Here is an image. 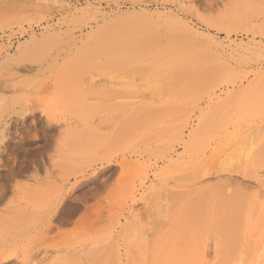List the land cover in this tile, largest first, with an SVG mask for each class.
I'll use <instances>...</instances> for the list:
<instances>
[{
    "label": "rangeland",
    "instance_id": "1",
    "mask_svg": "<svg viewBox=\"0 0 264 264\" xmlns=\"http://www.w3.org/2000/svg\"><path fill=\"white\" fill-rule=\"evenodd\" d=\"M2 126L0 264L251 261L264 248V0H0Z\"/></svg>",
    "mask_w": 264,
    "mask_h": 264
},
{
    "label": "bare ground",
    "instance_id": "2",
    "mask_svg": "<svg viewBox=\"0 0 264 264\" xmlns=\"http://www.w3.org/2000/svg\"><path fill=\"white\" fill-rule=\"evenodd\" d=\"M185 1H186V0H185ZM190 2H191V1H190ZM183 4H184V3H183ZM162 15H163V14H162ZM130 16H131V15H130ZM173 22H174V21H173ZM127 27H128V25H127ZM115 31H116V30H115ZM107 32H108V31H107ZM153 37H154V36H152V37H150V38L153 39ZM156 37H157V36H155V38H156ZM113 38H114V37H113ZM113 38H112V39H113ZM123 38H124V37H123ZM160 38H161V37H160ZM102 39L104 40L105 38H101V40H102ZM112 39H111V40H112ZM151 39H150V40H146V39H145V40H143V41H142V39H141V40L139 41L140 43H137V45L139 44V46H141L140 44H141L142 42H143L142 44L145 43V45H146L147 42H149V41H152V43H154L155 41L153 42V40H151ZM156 39H157V38H156ZM156 39H154V40H156ZM175 39H176V38H175ZM108 40H110V39H108ZM170 40H171V39H170ZM213 40H214V39H213ZM98 41L100 42V40H98ZM141 41H142V42H141ZM144 41H145V42H144ZM146 41H147V42H146ZM102 42H103V41H102ZM96 43H97V42H96ZM96 43H95V44H96ZM135 43H136V42H135ZM152 43H151V44H152ZM87 44H88V43H87ZM85 45H86V44H85ZM85 45H84V46H85ZM97 45H98V43H97ZM137 45H136V46H137ZM92 46H94V45H92ZM103 46H104V45H103ZM128 46H131V44H129ZM133 46H135V45H133ZM90 47H91V46H90ZM124 47H125V46H124ZM102 49L105 50V48H102ZM106 49H107V48H106ZM108 49H109V48H108ZM108 49L105 50V52L108 51ZM112 49H114V48H112ZM115 49H116V48H115ZM99 50H100V49H99ZM99 50H98V52H99ZM109 51H111V50L109 49ZM257 52H258V51H257ZM89 55H90V54H89ZM84 56H86V55H84ZM84 56H83V57H84ZM87 56H88V55H87ZM207 56H209V54H208ZM211 56H213V54H211L210 57H211ZM262 56H263V55H262ZM210 57H209V58H210ZM214 57H215V56H214ZM260 57H261V56H260ZM94 58H95V57H94ZM205 58H206V57H205ZM128 59H129V58H128ZM179 59H180V58H179ZM180 67H181V66H180ZM134 69H135V68H133V70H134ZM212 69H213V68H212ZM135 70H136L135 73H137V68H136ZM145 70L147 71V69H145ZM145 70H144V71H145ZM130 72H133V71H130ZM202 72H203V71H202ZM202 72H201V73H202ZM215 72H216V71H215ZM128 73H129V72H128ZM201 73H200V74H201ZM208 73H209V72H208ZM144 74H145V73H144ZM190 74H192V73H190ZM195 74H196V73H195ZM209 74H210V73H209ZM183 75H184V74H183ZM200 76H202V75H200ZM222 76H223V75H222ZM182 79H183V78H182ZM203 79H205V78L203 77ZM185 80H186V79H185ZM204 82H205V81H204ZM204 82H203V83H204ZM195 83H196V82H195ZM203 83H202V84H203ZM213 83H214V82H213ZM213 83H210V84L213 85ZM198 84H199V83H198ZM192 85L194 86V84L192 83V84L190 85V87H191ZM195 85H196V84H195ZM186 86H187V85H186ZM196 86H198V85H196ZM191 88H195V87H191ZM204 88H205V87H204ZM204 88H203V89H204ZM183 89H184V88H183ZM195 89H196V88H195ZM200 89H201V88H200ZM187 90H188V89H187ZM81 91H82V92H85V90H81ZM81 91H80V92H81ZM193 91H194V90H193ZM214 91H216V90H214ZM184 93H185V91H184ZM184 93H182V94H184ZM188 93H189V92H188ZM191 93H192V92H191ZM193 93H194V92H193ZM186 94H187V93H186ZM186 94H184V95H186ZM235 94H236V93H235ZM235 94H234L232 97H234ZM83 95H84V93H82V96H83ZM83 97H84V96H83ZM84 98H85V97H84ZM84 98H83V100H84ZM79 99H81L80 96H79ZM75 100H76V99H75ZM192 100H194V99H192ZM195 100H196V99H195ZM197 100H198V99H197ZM78 102H79V101H78ZM80 102H81V101H80ZM231 102H232V101H231ZM69 105H70V104H69ZM67 107H68V106H67ZM82 107H83V106H82ZM226 107H227V106H226ZM222 111H223V110H222ZM69 112H70V111H69ZM219 112H220V111H219ZM214 113H215V112H214ZM220 113H221V112H220ZM231 113H232V112H231ZM214 115H215V114H214ZM240 116H241V115H240ZM206 119H207V118H206ZM206 123H207V122H206ZM206 123H205V125H206ZM124 127H125V126H124ZM232 127H233V126H232ZM204 128H205V127H204ZM210 128H211V127H210ZM241 128H242V127H241ZM202 129H203V128H202ZM234 130H235V129H234ZM259 130H260V133H261V129H259ZM4 131H6V127H5V126H2V128H0V137H2V138H3V137H4V138L6 137V136H5L6 134H4ZM127 131H128V130H127ZM200 131H201V130H199V132H200ZM232 131H233V129H232ZM232 131H231V133H232ZM188 132H189V131H188ZM234 132H238V131H234ZM209 133H210V132H209ZM212 133H213V132H212ZM251 133H253V131H252ZM251 133H250V136H251V135L254 136V134H251ZM201 134H202V132H201ZM236 134H237V133H236ZM236 134H230V135H231V136L234 135V137H235ZM196 135H199V134L196 133ZM199 136H201V135H199ZM73 137H74V136H73ZM232 137H233V136H232ZM189 138H190V137H189ZM230 138H231V137L229 136V137H228L229 140H232V139H233V138H231V139H230ZM228 139H227V143L229 144L230 141H229ZM248 139H249V138H248ZM146 140H147V139H146ZM233 140H234V139H233ZM243 140H244V139H243ZM250 140H251V137H250ZM252 140H253V141L255 140L254 142H252V143L254 144V143L256 142V139L254 138V139H252ZM231 142L233 143V141H231ZM243 142H244V141H243ZM232 143H231V144H232ZM249 143H250V141H249ZM222 144H224V142H222ZM231 144H229V145H231ZM247 144H248V143H247ZM229 145H228V146H229ZM244 145H245V144H244ZM251 145H252V144H251ZM248 146H250V144H249ZM252 146H253V145H252ZM254 146H255V144H254ZM254 146H253V148H254ZM238 147H239V146H238ZM250 147H251V146H250ZM263 147H264V146H263ZM221 148H222V147H221ZM224 149H226V148H223L222 151H224ZM245 149H246V148H245ZM220 150H221V149H220ZM247 150H249V149H247ZM252 150H253V149L251 148V151H252ZM262 151H263V150H262ZM249 152H250V151H249ZM252 152H253V151H252ZM199 154H200V153H199ZM243 154H244V153H243ZM247 154H249V153L247 152ZM263 155H264V154H263ZM196 156H197V155H196ZM216 156H217V154H216ZM240 156H241V155H240ZM240 156H239V157H240ZM246 156H248V157L246 158V159H248V158H249V155H245V157H246ZM178 157H179V156H178ZM230 157H231V156H230ZM242 157H244V155L241 156V158H242ZM263 157H264V156H263ZM214 158H215V157H214ZM246 159H245V160H246ZM260 159H263V158H260ZM242 160H244V158H243ZM247 161H248V160H247ZM212 163H213V162H212ZM232 163H233V162H232ZM238 163H239V162H238ZM206 164H207V163H206ZM230 164H231V163H230ZM235 166H237V165H235ZM210 167H211V166H210ZM200 170H201V169H200ZM225 170H226V169H225ZM227 170H228V169H227ZM227 170H226V171H227ZM226 171H225V172H226ZM201 172H202V170H201ZM201 172H199V173H200V176H199L198 178L201 177V174H202ZM220 172H221V171H220ZM230 172H231V171H230ZM233 172H234V171H232L231 173H233ZM197 173H198V172H197ZM222 173H224V172H222ZM205 174H206V173H205ZM198 175H199V174H197V176H198ZM182 177H183V176H182ZM202 177H203V176H202ZM226 177H227V176H226ZM224 178H225V177H224ZM231 178H232V177H231ZM250 178H252V177H250ZM181 179H182V178H181ZM220 179H222V177H221ZM228 179H230V178H228ZM183 180H184V178H183ZM185 180H187V179H185ZM185 180H184V182H185ZM188 180H189V179H188ZM190 180H191V178H190ZM192 180H193V179H192ZM194 180H195V179H194ZM198 180H199V179H198ZM207 181H208V180H207ZM216 181L218 182L219 180H216ZM223 181H224V180H223ZM225 181H226V180H225ZM225 181H224V182H225ZM229 181H230V180H229ZM203 182L205 183V180H204ZM263 182H264V181H263ZM200 183H202V182H200ZM220 185H221V184H220ZM222 185H223V183H222ZM214 186H216L215 188H220L219 185L217 186V185L214 184ZM227 186H228V185H227ZM238 186H239V185H238ZM253 186H254V185H253ZM209 187H210V186H209ZM181 188H182V187H181ZM190 188H191V187H190ZM190 188H189V189H190ZM215 188H214V190L217 191L218 189H215ZM225 188H226V186H225ZM225 188H224V189H225ZM243 188H244V187H243ZM208 189H209V188H208ZM229 189L231 190V188H229ZM240 189H241V188H240ZM211 190L213 191L212 187H211ZM219 190H221V189H219ZM237 190H238V187H237ZM169 191H170V190H169ZM212 191H211V192H212ZM223 191H224L223 189H222V191H217V193L220 192L219 198H222V197H223V198H226V200H227V199L229 200L230 198H228V196L226 197V195H225L226 193H225V194H224V193H221V192H223ZM239 191H240V190H239ZM258 191H260V190H258ZM156 192H157V191H156ZM227 192H228V191H227ZM240 192H242V190H241ZM240 192H239V193H240ZM260 192H261V191H260ZM186 193H187V192H186ZM209 193H210V190H209ZM236 193H238V192H236ZM239 193H238V195L236 194L237 196L235 195V196H236V197H235V200H238V199H239L240 201H243V200H244L243 202H245L246 200L249 199V198L247 197L248 194H247L246 197L244 196V195L246 194L245 191H244V195H243V193L239 195ZM153 194H155V193H153ZM153 194H152V195H153ZM156 194H157V193H156ZM182 194H184V193H182ZM182 194H181V195H182ZM187 194H188V193H187ZM202 194H203V193H202ZM214 194H215V192H214ZM223 194H224V196H222ZM263 194H264V192H263ZM177 195H178V193H177ZM232 195H233V194H232ZM232 195H230V197H231ZM257 195H258V193H257ZM259 195H260V194H259ZM172 196H174V195H172ZM175 196H176V195H175ZM175 196H174V198H175ZM190 196H191V195H190ZM197 196H199V194H198ZM197 196H195V199H197ZM215 196H216V195H215ZM221 196H222V197H221ZM239 196H241V197L243 196L244 198H243V197L240 198ZM260 196H261V195H260ZM260 196H258V197H260ZM156 197H157V196H156ZM207 197H208V196H207ZM207 197H206V199H207ZM216 197H217V196H216ZM233 197H234V196H233ZM237 197H238V199H236ZM256 197H257V196H256ZM258 197H257V198H258ZM66 198H67V197H66ZM147 198H148V195H147ZM172 198H173V197H172ZM242 199H243V200H242ZM263 199H264V197H263ZM176 200H177V199H176ZM183 200H184V199H183ZM226 200H224V201L227 202L228 200H227V201H226ZM149 201H150V200H149ZM177 201H178V200H177ZM193 201H194V200H193ZM193 201H190V203L193 202ZM195 201H196V200H195ZM214 201H215V200H213L212 202H214ZM229 201H231V202H235L233 198H231V200H229ZM229 201H228V204H229ZM260 201H261V200H260ZM147 202H148V201H147ZM200 202H201V200H200ZM220 202H221V201H219V202H217V203L215 202V203H216V205H219V204H221ZM246 202H247V201H246ZM206 203H207V201H206ZM210 203H211V202H210ZM210 203H209V204H210ZM215 203H214V204H215ZM191 204H192V203H191ZM193 204H194V203H193ZM209 204H208V206H209ZM211 204H212V203H211ZM214 204H213V206H214ZM222 204H223V202H222ZM238 204H239V203H238ZM242 204H243L244 207H245V204H246V203H242ZM235 205H236V204H235ZM243 205L241 206V210H242ZM191 206H193V205H191ZM191 206H190V205H189V206L187 205V207H191ZM196 206H197V205H196ZM196 206H195V207H196ZM200 206L202 207V205H200ZM231 206H232V205H231ZM258 206H259V205H257L256 208H258ZM198 207H199V206H198ZM218 207H219V206H218ZM221 207H223V206H221ZM229 207H230V206H229ZM233 207H234V206H233ZM196 208H197V207H196ZM204 208H206V206H205ZM224 208H225V206H224ZM226 208H227V207H226ZM226 208H225V209H226ZM215 209H216V208H215ZM233 209H234V211H235V209H240V205H239L238 208H235V207H234V208H232V210H233ZM244 209H245V208H244ZM244 209H243V210H244ZM254 209H255V208H254ZM188 210H189V209H188ZM188 210H185V211H188ZM196 210H197V209H196ZM196 210H194V213H196ZM198 210H200V208H199ZM204 210H205V212H206L207 208L204 209ZM221 210H222L221 214H223V213H224L223 208H221ZM226 210L228 211V214H229L230 212H232V211H230L229 209H226ZM241 210H239V211H241ZM243 210H242L241 212H243ZM185 211H184V212H185ZM190 211H191V210H190ZM216 211H217V210H216ZM234 211H233V212H234ZM253 211H255V210H253ZM58 212H59V211H58ZM198 212H199V211H198ZM241 212H239V213H241ZM191 213H192V215L194 214L193 211H192ZM209 213H211L210 210H209V212L207 211V214H208V215L205 214V216L203 217L204 220L207 218L206 216H209ZM197 214H198V213H197ZM199 214L201 215V212H199ZM212 214L214 215L215 213L212 212ZM225 214H226V211H225ZM228 214H227V215H228ZM237 214H238V213H237ZM243 214H244V213H243ZM184 215H185V214H184ZM223 215H224V214H223ZM227 215H225L224 217H226ZM229 215H230V214H229ZM240 215H241V214H240ZM254 215H255V214H254ZM254 215H252V216H254ZM188 216H189V214L187 215V219L189 218ZM198 216H199V215H198ZM201 216H202V215H201ZM214 216H215V215H214ZM218 216H219V215H218ZM238 216H239V214H238ZM242 216H243V215H242ZM196 217H197V216H196ZM210 217H211V214H210ZM224 217H223V220H222V221H224ZM228 217L231 218V216H228ZM232 217H233V219H232V221H233V220H234V213H232ZM235 217H236V216H235ZM239 217H240V216H239ZM243 217H244V216H243ZM191 218H193V217L191 216ZM191 218H190V219H191ZM241 218H242V217H241ZM252 218H255V217H252ZM187 219H186V220H187ZM186 220H185V221H186ZM191 220H192V219H191ZM191 220H189V221H191ZM200 220H201V218H200V219H199V218L197 219V221L201 222ZM207 220H208V218H207ZM210 220H212V217L210 218ZM210 220H209V221H210ZM226 220H228V218L225 219V221H226ZM242 220H243V218H242ZM189 221H188V223H189ZM229 221L231 222V220H228V222H229ZM204 222H205V221H204ZM236 222H237V221H236ZM241 222H242V221H241ZM241 222L239 223V221H238V224L235 223V222H234V223L237 224V225H240ZM224 223H225V222H224ZM224 223H223V225H222L223 227H225ZM231 223H232V222H231ZM189 224H190V223H189ZM194 224H195V221H194ZM194 224H193V225H194ZM225 224H226V223H225ZM228 224H229V223H228ZM242 224H243V223H242ZM242 224H241V225H242ZM193 225H192L191 227H193ZM220 225H221V224H220ZM226 225H227V224H226ZM200 226H201V225H200ZM204 226H207V225L205 224ZM208 226H209V224H208ZM222 226H221V227H222ZM229 226H230V225H229ZM229 226H228V227H229ZM231 226H232V225H231ZM191 227H190V228H191ZM242 227H243V225H242ZM194 228H195V226H194ZM238 228H239V227H238ZM206 229H207V228H205V230H206ZM216 229H217V228H216ZM220 229H221V228H220ZM223 229H224V228H223ZM239 229H241V228H239ZM185 230H186V229H185ZM197 230H198V229H197ZM212 230H213V229H212ZM218 230H219V229H218ZM221 230H222V229H221ZM221 230H219V231H221ZM202 231H203V230H202ZM206 231H207V230H206ZM222 231H223V230H222ZM222 231H221V232H222ZM224 231L227 232V230H225V229H224ZM229 231H231V229H230ZM229 231H228V233H229ZM232 231H233V230H232ZM238 231H239V230H238ZM238 231H237V233L240 232V231H239V232H238ZM241 231H242V229H241ZM256 231H258V230H256ZM263 231H264V230H263ZM263 231H262V232H263ZM200 232H201V230H200ZM221 232H218V231H217L218 234L220 233V234H219L220 236L224 234L223 232H222V233H221ZM262 232H261V234H262ZM196 233H197V232H196ZM196 233H195V234H196ZM206 233H207V232H206ZM208 233H209V231H208ZM230 233H231V232H230ZM198 234H199V233H198ZM261 234H259V238H258V239H261V238H260V235H261ZM207 235H208V234H207ZM229 235H231V234H228V236H229ZM236 235H237V234H236ZM255 235H256V234H254V236H255ZM214 236H215V235H214ZM223 236L226 237V236H227V233H226V235H223ZM231 236L233 237L234 235H231ZM252 236H253V235H252ZM232 237H231V238H232ZM255 237H256V236H255ZM257 237H258V234H257ZM257 237H256V239H257ZM198 238H199V237H198ZM209 238H211V240H213L211 235L209 236ZM209 238H208V236H207V239H209ZM213 238H214V237H213ZM222 238H223V237H222ZM231 238L229 237V240H230ZM240 238H241V237H240ZM242 238H243V237H242ZM242 238H241V240H242ZM258 239H257V241H259ZM209 240H210V239H209ZM227 240H228V239H227ZM233 240H234V239H233ZM233 240H232V241H233ZM208 242H209V241H208ZM211 242H212V241H211ZM215 242H216V241H215ZM230 242H231V241H230ZM230 242H228V243H230ZM262 242H263V240L261 241V243H262ZM209 243H210V242H209ZM232 243H235V242H232ZM251 243H253V241L250 240V243H249V244L251 245ZM212 244H213V243H211V245H212ZM215 244H216V243H215ZM215 244H214V245H215ZM236 244H237V240H236ZM249 244H247L246 252H247V249H249V248H248V246H250ZM206 245H207V244H206ZM230 245H232V244H230ZM230 245H229V246H230ZM238 245L240 246L239 243H238ZM199 246L201 247V245H199ZM218 246H219V245H218ZM218 246H216V247H218ZM232 246H233V245H232ZM232 246H231V247H232ZM196 247H197V246H196ZM231 247H230V249H231ZM255 247H256V246H255ZM259 247H260V249H259L257 255L255 254V258H254L253 260H251V261H250V260H249V261L246 260V261H245L244 258H242V259H239V258H238V259H235V260L233 259V260L235 261L233 264H264V248H262L261 246H259ZM209 248H210V247H209ZM214 248H215V247H214ZM234 248H235V250L237 249V247H235V245H234ZM234 248H232V249L234 250ZM240 248H241V246L238 248V250H239ZM250 248H251V247H250ZM196 249H198V247H197ZM196 249H195V251H194L195 254H196ZM217 249H219V248H217ZM227 249H228V247H227ZM198 250H199V249H198ZM210 250H211V249H210ZM233 250H232V251L230 250V253H233V254H234L235 250H234V252H233ZM185 251H186V250H185ZM212 251H213L212 254H214L215 256L211 255L210 258L216 257V255H217L216 253H214V252H215V249H214V250L212 249ZM218 251H219V250H218ZM249 251H250V250H249ZM249 251H248V253H249ZM183 252H184V251H182V253H183ZM210 252H211V251H210ZM219 252H220V251H219ZM226 252H227V251H226ZM228 252H229V251H228ZM236 252H237V251H236ZM239 252H240L241 255L243 254L241 251H239ZM246 252H245V253H246ZM184 253H185V252H184ZM230 253H228V254H229V255H228L229 257H230L231 255H232V257H233V256L236 257V254H237V253H236L235 255H233V254L230 255ZM166 254H167V252L165 253V255H166ZM185 254H186V253H185ZM210 254H211V253H210ZM218 254H219V253H218ZM225 254L227 255V253H225ZM238 254H239V253H238ZM249 254H250V253H249ZM167 255H168V254H167ZM173 255H174V254H173ZM198 255H199V256H198ZM226 255H225V256H226ZM244 255H245V254H244ZM79 256H80V255H79ZM79 256H78V257H79ZM196 256H197V257H196ZM196 256H195V257L198 259V261L200 262V264H206L205 262L208 261V256H209L208 250H203V252H202V251H200V252L197 251V255H196ZM217 256H218V255H217ZM238 256H239V255H237V257H238ZM74 257H75V256H74ZM223 257H224V256H223ZM235 257H233V258H235ZM243 257H244V256H243ZM245 257H246V259H247V255H246ZM251 257H252V256H251ZM85 258H86V257H85ZM106 258H107V256H106ZM173 258H174V257H173ZM186 258H187V257H186ZM221 258H222V257H220V259H221ZM230 258H231V257H230ZM83 259H84V258H83ZM188 259H189V258H188ZM190 259H191V258H190ZM213 259L216 260L217 258H216V259L213 258ZM227 259H229V258H227ZM227 259H226V257H224V258H223V262H224V263L226 262V263L228 264V261H229L230 259H229L228 261H227ZM248 259H249V258H248ZM231 260H232V259H231ZM179 261H180V260H179ZM209 261H210V259H209ZM211 261H212V260H211ZM220 261H221V260H219V262H220ZM112 262H113V260H112ZM188 262H189V261H188ZM199 262H197V263L199 264ZM223 262H222V264H224ZM230 262H231V261H230ZM230 262H229V263H230ZM213 263H214V262H213ZM215 263H216V262H215ZM215 263H214V264H215ZM163 264H164V263H163ZM179 264H180V262H179ZM219 264H221V262H220Z\"/></svg>",
    "mask_w": 264,
    "mask_h": 264
}]
</instances>
